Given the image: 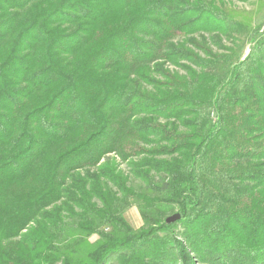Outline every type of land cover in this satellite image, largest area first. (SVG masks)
Masks as SVG:
<instances>
[{
	"label": "trees",
	"instance_id": "1",
	"mask_svg": "<svg viewBox=\"0 0 264 264\" xmlns=\"http://www.w3.org/2000/svg\"><path fill=\"white\" fill-rule=\"evenodd\" d=\"M237 32L215 0H0V264H264V32L234 60Z\"/></svg>",
	"mask_w": 264,
	"mask_h": 264
},
{
	"label": "rangeland",
	"instance_id": "2",
	"mask_svg": "<svg viewBox=\"0 0 264 264\" xmlns=\"http://www.w3.org/2000/svg\"><path fill=\"white\" fill-rule=\"evenodd\" d=\"M209 1V0H207ZM216 6H218L219 10L223 12L228 18H230L233 22L237 24L238 32L234 35L233 45L224 39V44L228 47H232L235 50L234 60H237V56H240V59H244L249 53V48L253 43L250 42V34L258 30L261 34L264 32V0H215ZM217 32V31H216ZM207 33V32H202ZM212 33V32H211ZM210 34V33H207ZM208 36V35H206ZM129 152V149H128ZM130 154H133L132 152ZM109 158L115 157V167L118 172L124 173V175L128 176L129 182L127 186L132 187L137 192H145L146 188H144L141 181L135 179L132 174H130L129 163L123 162L114 154H110ZM112 160V159H109ZM106 160H101L100 164H103ZM92 172L94 169H91ZM128 181V180H127ZM113 191L115 189L112 187ZM143 192V193H144ZM119 198L122 197V194L117 193ZM125 201L128 202V206L125 207L121 212V218L125 221V223L131 228L132 232L139 233L140 229L143 228V219L141 217L140 212V204L139 201L134 196H129L124 198ZM126 206V205H124ZM121 206V207H124ZM169 214L167 217L172 216ZM176 214V213H175ZM101 231H109V228L103 227L100 229ZM146 229L143 231L145 232ZM141 233V232H140ZM99 235H92L89 238V243L93 244L98 241ZM116 260L109 264H116ZM176 264H181L179 261ZM194 264H198L194 260Z\"/></svg>",
	"mask_w": 264,
	"mask_h": 264
},
{
	"label": "water",
	"instance_id": "3",
	"mask_svg": "<svg viewBox=\"0 0 264 264\" xmlns=\"http://www.w3.org/2000/svg\"><path fill=\"white\" fill-rule=\"evenodd\" d=\"M178 219H179V214H174V215H172V216L167 217V218L165 219V222H166L167 224H169V223H173V222L177 221Z\"/></svg>",
	"mask_w": 264,
	"mask_h": 264
}]
</instances>
